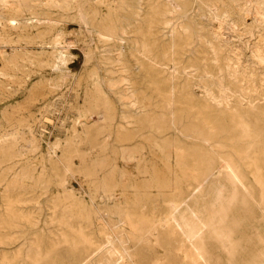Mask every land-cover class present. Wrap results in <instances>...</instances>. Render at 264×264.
<instances>
[{
  "label": "rangeland",
  "instance_id": "rangeland-1",
  "mask_svg": "<svg viewBox=\"0 0 264 264\" xmlns=\"http://www.w3.org/2000/svg\"><path fill=\"white\" fill-rule=\"evenodd\" d=\"M6 1L9 2L8 5L12 4V0ZM103 1L74 0L69 14H66L67 17L64 15L60 18L57 17L55 9L47 7L48 1L32 0L30 6L38 4L40 7L18 14L16 17L19 19L8 29H4L7 27L0 22V264H35L34 260L38 253L45 256L41 261L42 264L50 261L63 264L68 260L66 256L70 255L72 242L77 239L78 232L85 234V237L90 236V240L97 244V247L103 245L106 240L112 241L116 249L125 250L130 254V258L126 255L127 263L131 259L135 264L180 263L182 260H176L172 254L174 250H178L183 255L181 248L187 245L184 242L187 230L184 225L185 216L188 215L185 204L189 194H192L194 199L195 222L200 223L208 220V211L212 207H217L218 202H226L229 199V184L222 177H215L220 172L211 173L206 167L200 169L178 167L176 155L180 152L179 140L174 132L170 131L161 136L153 134L151 129L142 130L144 122L158 124L163 119L157 118L152 113L151 117H145L143 113L136 111L133 113L134 116L126 117L125 121L122 119L132 109L128 110L130 105L127 101L121 104L116 91L119 88L129 87L131 81L126 78L130 74L119 69L118 61L127 57L134 71L143 73L140 71L142 66L148 75L151 76L153 73L159 78L163 94H176L178 88L173 86L171 88L170 83L165 79L171 80V84L179 85L177 83L179 80L176 81L174 80L176 78L172 77L175 75V68L169 60L176 57L174 47L180 42L179 37L184 31L181 26L185 25L186 21L183 18V20H171L164 29L159 27V32L153 28V25L150 28L147 25L144 28L146 34L140 36L134 45L127 40L128 36L124 35L122 41L117 42L118 47L114 49L111 47L113 45L111 40L97 33L100 26L98 23L100 19H105L110 14L109 11H118L119 5L116 0ZM147 1L151 2L152 8L156 10L168 9L167 7L180 9L173 0H142L138 5L140 7L137 6L134 10L141 14L146 10L144 5ZM4 2V0L0 1V13L5 11ZM217 4L220 8V3ZM56 5L61 4L56 3ZM234 6L231 7L234 9ZM213 8L215 7L210 9L212 11H205L197 20L206 23L204 25H208L209 28L220 29L223 39L229 38L230 29L224 25L232 24V20L240 16L242 18L244 14L241 15L234 9L230 17L224 15L227 16L225 18L222 15V18H215L221 10L215 9L216 11L213 12ZM129 9L133 11V8L129 7L128 11L125 9L124 12H130ZM91 12L92 16L97 14L94 26L90 25L88 17H91ZM35 14H38L37 17ZM46 17H52L57 21L52 22L53 31L46 29L48 28L45 27L46 22L39 20ZM246 17L243 16L246 22L244 20L241 22H245L246 27H253L256 36L262 35L264 26L255 24L252 16ZM136 18L140 17L136 16ZM58 19L60 21L62 19V23H58ZM58 28L60 32L56 31ZM244 28L242 25L238 29L242 31ZM148 30H151V33H148ZM2 34L7 35V38L10 37L8 41L3 40ZM103 39L106 42H103ZM229 39L234 43L239 42L235 36ZM204 44L203 50L205 49L212 56L213 50L211 47L208 48L206 41ZM145 51H148L147 58L144 55ZM60 52L64 53L65 62H59ZM15 63L19 68L13 71L11 67L13 68ZM187 72L189 69L185 74L181 72V75L185 76ZM123 76H126L125 81H119ZM223 76L227 78L226 75ZM202 88L196 87L194 92L197 93L198 98H208L206 91L209 87ZM211 88L215 90L213 97H217L215 87ZM215 101L223 103L224 99L216 98ZM211 103L215 105V102ZM155 109L160 111L159 107ZM151 134L152 146L148 142ZM181 138L188 141L184 137ZM169 144L173 147L169 158L170 169L176 173L175 179L183 183L184 196H174L178 201L176 209L170 208L168 201L171 197L157 198L155 190L151 188V181H148V175L153 173V169L159 176L169 174L161 161L164 158L162 151ZM145 166L147 173H143ZM146 182L147 192L150 195L148 200L142 198L143 185ZM123 188L125 190H122ZM109 192L113 193V197H108ZM220 195L224 197L222 196L221 199ZM243 197V194L239 196V198ZM74 203L76 206H72ZM239 210V207L235 206L233 211ZM84 215L87 220L82 218ZM129 215L135 221L137 228L139 227L137 220L146 219L147 229L140 235L134 236L137 238H133L130 222L127 220ZM238 221L240 222L241 219ZM169 230L172 232L169 233ZM112 231L117 232L115 234H118V238L122 240H116ZM207 234L209 235L210 232L208 231ZM66 243L69 245L66 246ZM214 246L213 242L208 240L207 251L216 261ZM242 253L243 247L239 245L230 264L253 263L255 253L248 261H242ZM220 264L228 263L222 261Z\"/></svg>",
  "mask_w": 264,
  "mask_h": 264
},
{
  "label": "bare ground",
  "instance_id": "bare-ground-1",
  "mask_svg": "<svg viewBox=\"0 0 264 264\" xmlns=\"http://www.w3.org/2000/svg\"><path fill=\"white\" fill-rule=\"evenodd\" d=\"M4 1L5 11L0 13V22L3 23L5 27H7L4 29H8L12 26L13 22L19 19V17H16L18 16V14L22 12L24 13L26 10L30 11V9L34 10L40 7V5L38 4L37 6H30V4H32L30 3V1L32 0H12L11 5H8V1ZM46 1H48L47 7L49 9H55L58 15L56 16L62 18L69 12L74 0ZM141 1L142 0H116V3L119 5L118 11H109L108 13L110 14L107 15L106 13L107 17L105 19L103 18L99 20L98 25L100 26L97 33L111 40L113 42V45L110 46L116 49L118 47L117 42L122 41L124 35L128 36L127 40H129L134 45V43L137 42V39H139L140 36H144L146 34L144 32V28L147 25L149 28L153 25V28H155L159 32V27H161L160 29H164L169 21L183 18L184 21H186L185 25L181 26L184 31L179 37L180 42L174 47L176 57H173L169 60L175 68V75H173L172 77L173 79L176 78L174 79L176 81L179 80L177 81L179 85L171 84V80L169 81V79L166 78L165 80L170 83V87L173 86L175 88L177 87L178 89L176 94L165 95L163 94V90L160 88L161 82L157 76H155L153 73L151 76L148 75V72H146L145 68H143L142 66L141 68H139L140 71H142L144 74L136 72L132 69L133 67L130 65L127 57H125L124 59L122 58L123 60L119 58L121 60L118 61V64L120 65L119 69L130 74V76L127 77L123 76V78L119 81H125V77L131 81L129 87L124 86L125 88H119L116 91L119 94L121 104L122 102L124 103L125 101H127L131 107H129L128 110L132 109L131 112H129L127 116L122 117V119L124 120L126 117L134 116L133 113H135V111L137 113H143L145 117H151L152 113L157 118L163 119L158 124H152L150 121L147 123L143 121L144 125L142 130L151 129L153 131V134L161 136L162 134L168 133L170 131L174 132L178 136L179 140L178 146L180 152L176 155V163L178 167L182 169L183 167H193L196 169L206 167V169H209L211 173L218 171V173L220 172V174L214 176L216 178L222 177V179L224 181H227L230 186L228 195L229 199L226 202H218L219 204L217 207H212V209L208 211V220L201 223L195 222L194 199L192 194H189V197H187L185 204V210L188 212V215H184L186 220L184 228H187L184 235V242L187 245L181 248V250L183 251V255H181L178 250L173 251V257H175L176 260H182L180 263L175 264H211L212 262H214V264H220L222 261L230 264V262L236 255L239 245H242L243 247V253L241 255L242 261H248L249 258L255 253L252 264H264V33L262 35L256 36L254 28L246 27V21L243 18L244 15L247 17L248 15H250L252 16L255 24L264 26V0H173V2L177 4V7H180L179 10L175 9V7H167L168 9L163 8L161 10H156L152 8L151 2L147 1V3L144 5L146 10L139 14L136 10H134V8L140 5ZM218 2L221 5L220 8L217 4ZM56 3H59L61 5H56ZM103 3L105 2L103 1ZM233 4H235V6ZM231 6H234V9L237 10V12L241 13V15H244L242 16V18L240 16V18L232 20V24L226 23L225 25H223L224 27H229L231 35L239 39L238 43L230 41L229 38L232 37L231 35L229 36V38L223 39V37L221 36L222 33L220 34V29L209 28L208 25H204L206 23L203 24L201 21L199 22L197 20L199 19L200 15H202L205 11L212 9V7H215L213 8V12L216 11L215 9L221 10L217 13V15L214 14L215 18H222V15H228V17H230L234 13V9ZM127 7H132L133 11L131 12L129 9L130 12H124L125 9L128 11ZM90 15L91 17L88 16L90 18V25L94 26V22L97 19V14L96 16H92L91 12ZM136 16L140 17L141 19H138H140L141 21L138 20ZM223 19L220 20L223 21ZM39 20L46 22L45 27H48L46 28L48 30H52V22H57L52 17H46ZM242 20L245 21L243 22L244 24L241 22ZM61 21L63 20L61 19ZM61 21L60 19H58V23H62ZM242 25L245 28L241 31L238 28ZM17 27L18 25H16L15 28ZM21 27L25 28V26ZM219 27H221V25H219ZM18 29L20 30V28ZM57 30L59 31V28L56 29V31ZM150 31L151 30H148V33H151ZM9 38L10 37L7 38V35L5 34L3 35V40L5 42L8 41ZM30 38L32 37L30 36ZM52 38L51 41H53ZM18 39L19 38H17V40ZM64 40L67 41L66 39ZM256 40L260 42L257 43L255 42ZM60 41H62V39ZM204 41L208 43V48L210 49L211 47V49L213 50L212 56L209 52H206L205 49L203 50V47L205 46ZM103 42H106V40H104ZM147 53L148 51L144 52L145 58L148 57ZM63 54L64 53L60 52L58 56V60L61 63L65 62L66 60L65 57H63ZM125 54L126 53H124V55ZM17 63L13 64L14 69L11 67V70L14 71L15 69L19 68V65L17 66ZM188 69L189 72H187V75H181V72L185 74ZM3 70L5 73L4 68ZM193 73L195 75H193ZM223 75H226L227 78L225 79ZM259 84H261L260 87ZM202 85H206L207 87H209L206 91L208 98H198V96L196 95L197 93L194 92V88L196 87H199V89L202 87H206ZM212 86L215 87L218 93L217 97H213V91L215 90L211 88ZM1 91L3 92V90ZM216 98L224 99V102L222 103L215 101ZM211 102H215V105H212ZM155 107H159L160 111H157ZM112 111L114 112L113 108ZM146 137H148V135ZM152 137L153 136L151 134L150 138H148L150 146H152L153 144L151 140ZM157 137L159 138V136ZM181 137L186 138V140L188 141L182 140ZM172 148L173 147L171 146V144L166 145L165 150L162 151L165 159H161L160 157L161 161L163 162L164 168H167L166 170L169 172V174L167 173L166 175L159 176L158 173L153 169V173L148 175V181H151V188L155 190V196L157 198L163 197L164 199L167 197H171V200L168 201L170 208L176 209L178 207V201L174 199V196L183 195V183L175 179L176 173L171 170L169 166V158L171 156ZM139 152L142 151L140 150ZM146 169L147 168L145 166V171L143 173L148 172ZM170 172L172 173V177ZM111 177L113 178V175ZM128 183L130 182L128 181ZM137 183L136 185H138ZM147 185L148 183L146 182L143 185L142 190V198L145 200H148L150 197L147 192ZM122 190L125 189L123 188ZM244 191L246 192L244 193ZM136 194H138V192ZM242 194L244 197L239 198V196H241ZM107 195L108 197H113L112 192L107 193ZM222 196L223 195H220L221 199L224 197ZM91 201L93 203V200ZM124 203L126 204L127 202L125 201ZM74 205L75 203L72 206ZM235 206L239 207L240 210L234 212L233 210ZM74 212L78 213L75 210ZM82 218L85 219V215L82 216ZM239 219H241L240 222L238 221ZM127 220L128 222H130L129 226L131 227L133 238H137L134 236L140 235L147 229L145 221L146 219L140 218L139 220H137L139 225L138 228L137 226H135V221L131 219L130 215L127 216ZM208 231L210 232L209 235L207 234ZM112 232H114L113 234L116 240H122L118 238V234H115L117 232ZM171 232L172 231L169 230V233ZM77 236V239L72 242L73 248H70V255L66 256L68 260L66 262H63V264H135L132 259L129 263H127L125 261V258H127V256L130 258V254H127L125 250L119 251L118 249H116L113 246L112 241L106 240L103 245L97 247L98 245L90 240V236L85 237V234H83L82 232H78ZM208 240L212 241L215 245L214 250L216 261H214L211 257L213 255H209L207 251ZM67 245L69 244L66 243V246ZM56 248H58L57 245ZM36 257L34 263L42 264L41 261L45 256H42L40 253H38ZM47 264L55 263L50 261Z\"/></svg>",
  "mask_w": 264,
  "mask_h": 264
}]
</instances>
